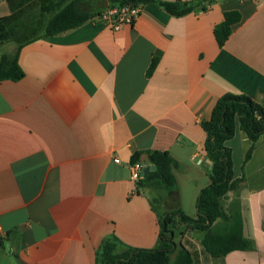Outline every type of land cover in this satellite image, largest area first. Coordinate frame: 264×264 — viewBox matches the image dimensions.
Instances as JSON below:
<instances>
[{
    "label": "crops",
    "instance_id": "1",
    "mask_svg": "<svg viewBox=\"0 0 264 264\" xmlns=\"http://www.w3.org/2000/svg\"><path fill=\"white\" fill-rule=\"evenodd\" d=\"M68 1L0 0L9 39L25 41L21 49L0 42V55L18 53L24 72L0 81V264H96L113 238L156 248L160 214L180 208L197 218L212 171L202 121L217 101L235 94L264 105V0H216L183 17L148 3L119 30L96 20L46 37ZM232 10L243 20L220 47L214 31ZM227 147L243 181L224 208L237 202L255 248L213 258L204 233L183 222L179 244L199 264H264V137L254 143L238 129ZM145 151L168 152L179 165L162 213L156 194L131 178L132 156Z\"/></svg>",
    "mask_w": 264,
    "mask_h": 264
},
{
    "label": "trees",
    "instance_id": "2",
    "mask_svg": "<svg viewBox=\"0 0 264 264\" xmlns=\"http://www.w3.org/2000/svg\"><path fill=\"white\" fill-rule=\"evenodd\" d=\"M215 1L69 0L48 23L45 36L55 37L87 22H94L109 7L152 3L174 17H183L198 10L207 11ZM224 17V22L214 31L220 47H224L234 28L243 20L238 10L226 11ZM8 22L9 19H0L1 44L11 41L9 32L5 30ZM11 42L19 43L21 49L25 41ZM157 64V60L152 62L148 76L154 73ZM23 77L18 53L0 55V81H19ZM202 127L207 133L205 152L212 162V171L210 185L199 194L197 218L189 217L180 208L160 214V238L156 248L125 247L117 238L108 239L97 253L96 264H199L197 253L175 241L176 234L172 225L177 218L188 228L204 233L202 247L213 258H223L233 251L255 248L253 241L243 234V220L237 202L230 206L227 213L223 200L229 192L238 191L243 181L235 178L232 151L227 147V142L236 135L238 129L243 130L254 143L264 137V105L246 95L225 94L217 101L210 119L202 121ZM251 153H248L247 160L251 158ZM142 157H145L146 163L157 167L156 171L150 172L138 182L140 188L150 190L153 195L160 193L159 199L155 196L152 198L156 207L157 201H162V193L176 195L178 186L174 169L179 165L168 152L163 151L137 152L132 156L131 163H142Z\"/></svg>",
    "mask_w": 264,
    "mask_h": 264
},
{
    "label": "built area",
    "instance_id": "3",
    "mask_svg": "<svg viewBox=\"0 0 264 264\" xmlns=\"http://www.w3.org/2000/svg\"><path fill=\"white\" fill-rule=\"evenodd\" d=\"M144 5H127L109 7L102 15L97 19L114 30H119L124 25H133L139 18ZM116 163H120L119 159L115 160ZM146 164L135 163L130 165L131 178L134 182L138 183L145 177Z\"/></svg>",
    "mask_w": 264,
    "mask_h": 264
},
{
    "label": "rangeland",
    "instance_id": "4",
    "mask_svg": "<svg viewBox=\"0 0 264 264\" xmlns=\"http://www.w3.org/2000/svg\"><path fill=\"white\" fill-rule=\"evenodd\" d=\"M16 43V42H15ZM159 196H160V193H156V195H155V197L157 198V199H159ZM161 203H162V201H161ZM161 203H159L158 201H157V205H156V207H157V210L159 211V212H163V206H162V204ZM164 209L166 210L167 209V207L165 208L164 207ZM181 221L177 218L176 220H175V222H174V224L172 225V229L175 231V234H176V236H175V241L177 242V244H179L180 243V240L182 239L181 238ZM203 263L204 264H207L208 263V261L206 260V259H204V261H203Z\"/></svg>",
    "mask_w": 264,
    "mask_h": 264
},
{
    "label": "water",
    "instance_id": "5",
    "mask_svg": "<svg viewBox=\"0 0 264 264\" xmlns=\"http://www.w3.org/2000/svg\"><path fill=\"white\" fill-rule=\"evenodd\" d=\"M157 167L155 165H146V169H145V177H147L150 172L156 171Z\"/></svg>",
    "mask_w": 264,
    "mask_h": 264
}]
</instances>
